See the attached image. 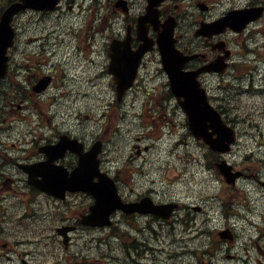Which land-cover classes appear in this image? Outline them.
<instances>
[{
    "label": "flooded vegetation",
    "instance_id": "af4514ba",
    "mask_svg": "<svg viewBox=\"0 0 264 264\" xmlns=\"http://www.w3.org/2000/svg\"><path fill=\"white\" fill-rule=\"evenodd\" d=\"M146 7L147 0H60L55 12L27 13L23 29L25 43L20 45L24 48L25 63L15 62L21 60L20 56L11 52L13 63L10 62L9 78L0 80V264H49V261L61 264L56 251L50 253L55 261L48 259L49 226L54 229L77 227L80 213L86 212L93 203L89 196L81 193L67 192L63 199H56L39 191L29 184L24 173L26 167L48 165L57 176L56 186L63 187L61 172H72L78 166L80 153H87L96 142H101L100 170L112 175L125 201L134 202L139 195L154 191L148 187L136 194L128 187L124 161L108 162L107 170L103 164L110 158V129L121 142L127 133V122L117 126L110 114L116 115L119 110L120 115H126L128 99L133 108L137 107L138 99L142 100L137 114L155 117L150 121L152 124L177 112L156 43L161 31L160 21H174L176 48L181 53L202 56L190 60L184 66L185 70H195L221 56L214 48L218 42H224L225 49L230 50V66L238 63L234 60L237 56L234 44L240 45V51L251 52L250 45L264 54V0H162L157 7V17L154 14L146 17ZM238 11H259L261 15L239 34L226 29L212 37H195L202 23H211ZM143 39L151 45L138 57L137 51L144 48ZM136 62L133 85L116 104L115 78L110 67L125 68ZM209 78L218 79L217 75L205 74L200 81L212 100ZM16 116H33L36 128L15 129L17 121H24L23 127L27 123ZM97 116L100 117L98 122ZM196 143L204 147L200 142ZM223 159L224 156L204 154L199 166L184 170H190L193 175L208 173L209 168L213 169ZM229 164L233 171H240L241 176L234 185H226L214 174L221 188L216 195V206L223 208L220 211L223 218L233 214L238 225V219L242 217L243 223L253 225L259 232L261 227L240 214L241 211H252L249 203L235 205L244 198L237 189L239 182L244 183L251 176L237 169L236 163ZM169 168L175 169V164H170ZM95 181L94 177L91 183ZM250 183L253 185L252 181ZM224 196L228 209L224 208ZM197 198L198 195H194V203L186 208L185 224L191 227L190 223H195L197 227L208 220L217 223L220 218L205 216V207ZM217 213L215 210V215ZM235 224L227 222L224 227L234 228ZM262 224L264 227V221ZM253 238L248 241L251 242L250 249L255 251L254 261L262 264L264 232L257 240ZM53 242H56L54 236ZM225 245L229 246V243L225 242ZM234 253L226 254L225 258L249 261V258L245 261ZM202 255L208 256L207 253ZM207 264L211 263L208 261Z\"/></svg>",
    "mask_w": 264,
    "mask_h": 264
},
{
    "label": "rangeland",
    "instance_id": "374dc122",
    "mask_svg": "<svg viewBox=\"0 0 264 264\" xmlns=\"http://www.w3.org/2000/svg\"><path fill=\"white\" fill-rule=\"evenodd\" d=\"M24 17H22L23 19ZM22 39V38H21ZM254 56L253 54H248V56ZM250 56L249 58H252ZM240 71L235 76L241 78V83L238 85L240 88L236 87V83L229 81L232 88V94L229 97V102L227 103V108H225L224 103L221 102L220 105L223 106L226 118L228 121L232 123L235 127L238 128L241 135H239V145L234 147V152H237L239 156L234 158L239 164L243 158L246 159L245 164L246 168H248L249 174H264V81H261L264 76V67L259 66L256 71H253L252 64L248 69L244 67L239 68ZM258 72V73H257ZM232 71L230 72V74ZM229 74V75H230ZM260 77V78H259ZM249 83L253 84L255 87L262 88V92H252L249 86ZM211 88H215L216 85L213 84L210 86ZM233 87H235L233 89ZM247 88L246 90H244ZM252 90L254 87L251 88ZM217 96L220 98H225L223 93L219 92L216 93ZM132 106L128 107V111L132 112ZM131 121H133V125H136V119L132 120V116H129L127 121V125L129 127V138L133 140L135 143L136 138L141 137L140 130L138 127H131ZM257 127V129H256ZM158 128V127H157ZM145 129H142L144 132ZM262 133V134H261ZM144 135V134H143ZM160 135V138L157 139V136ZM154 141L164 144V141H168L167 144L164 146L161 145L160 147L168 150L169 146V139L167 136V130L164 127H161L160 130L153 133ZM143 139V137H142ZM147 143L149 141H146ZM158 144V143H157ZM164 151V152H165ZM130 150L126 149V153H129ZM149 152L152 153V157L157 156V152L154 149H151ZM162 150L160 155L165 157V153ZM174 160L178 159L175 155L172 157ZM148 169V174L144 175L143 178L140 179V185L142 186L144 182L150 180V178H155L157 181L161 182L160 185H163L165 181L163 178L161 179V172L162 168L158 165V160L154 158L153 162L146 166ZM253 198L251 199L252 204H255V209L257 211L258 208L262 209L264 206V193L262 191H253ZM262 206V207H261ZM258 212V211H257ZM258 218V215L256 216ZM240 234L242 233L243 237L248 235V232H251V236H255L256 232L254 230L249 229H239ZM83 235L86 236L87 239L96 238H107L108 233L105 231H91L89 233L84 232ZM131 236L133 238H138V240L146 242L148 247L151 249V259L148 262L147 260L143 259L142 262H138V264H195V259H193V255L189 254V250L184 243V231L180 226H175L172 229L166 227H158V226H151L146 228L145 226H141L139 231H131ZM170 236V239H169ZM216 237V235H214ZM143 238V240H141ZM193 238V235L192 237ZM145 239V241H144ZM241 242H245L240 239ZM83 239L79 238L78 245H74L73 248L74 254L78 253L80 250V246L82 244ZM177 241V242H175ZM110 243H113V240H109ZM196 241L189 242L188 245L190 248L194 249L197 248L195 245ZM114 246V245H112ZM90 249L87 246H83V254L88 255V260L90 261L89 264H94V259H101L100 256L93 254L92 250L93 244L89 245ZM95 248H105V245L96 244L94 245ZM202 247V245H199ZM89 249V250H88ZM73 254V251H71ZM92 253V254H91ZM96 253H100L98 249H96ZM143 256H146L143 254ZM245 255H241L244 257ZM252 254L250 253L248 257H251ZM254 256V253H253ZM253 256L251 262L248 261V264H253ZM247 258V257H245ZM246 260V259H245ZM215 264H240L239 263H231L225 261H217ZM245 264V263H243Z\"/></svg>",
    "mask_w": 264,
    "mask_h": 264
},
{
    "label": "water",
    "instance_id": "95a60500",
    "mask_svg": "<svg viewBox=\"0 0 264 264\" xmlns=\"http://www.w3.org/2000/svg\"><path fill=\"white\" fill-rule=\"evenodd\" d=\"M57 0H19L17 2L12 3L9 5L1 14L0 16V77H3L5 74L7 60L6 52L7 49L12 45L13 42V29L11 27V22L14 17L19 11L24 10L26 8H32L35 10H50L53 9ZM234 24H238V19L233 21ZM241 24L243 21L240 22ZM218 23H215L213 26H216ZM214 28H207L202 30L201 34L212 33ZM168 34V30L160 38V45L164 46L167 44L169 47H172L171 42H167V40L163 39ZM163 54V65L164 69L167 72L170 78V84L172 91L175 93L178 99L183 98L184 102L181 103L183 110L187 113V118L189 121V125L197 137L204 140L209 146L212 148L220 149L222 145V141L215 143L210 141V139L205 137V130L207 129L208 125L213 130H217L219 134L224 135L229 133L222 123L219 115L214 112L207 104L206 97L204 95V91L199 89V85L196 81V76L200 72L219 70L223 68V65L220 61L214 62L212 65L205 67L204 69H200L193 73H185L181 71L183 63L186 61L185 59L176 60L170 62L167 58L169 51L166 47L162 49ZM204 135V136H203ZM228 134H226L227 136ZM227 141H231L225 139ZM226 149V148H224ZM96 205L91 208L90 215L85 217L83 223L85 225H92V226H103L107 224V217L110 212L113 211L114 208H120L124 210V207L116 205L114 206L112 203H108L110 207L109 210H106V207L103 203H100L98 197L96 196ZM144 211L143 207H135L131 206L128 209L129 212L134 211Z\"/></svg>",
    "mask_w": 264,
    "mask_h": 264
},
{
    "label": "trees",
    "instance_id": "16d2710c",
    "mask_svg": "<svg viewBox=\"0 0 264 264\" xmlns=\"http://www.w3.org/2000/svg\"><path fill=\"white\" fill-rule=\"evenodd\" d=\"M14 0H0V12L1 10L9 3H11Z\"/></svg>",
    "mask_w": 264,
    "mask_h": 264
}]
</instances>
